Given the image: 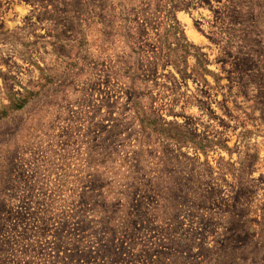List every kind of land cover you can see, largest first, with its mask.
I'll return each instance as SVG.
<instances>
[{
  "label": "rangeland",
  "instance_id": "1",
  "mask_svg": "<svg viewBox=\"0 0 264 264\" xmlns=\"http://www.w3.org/2000/svg\"><path fill=\"white\" fill-rule=\"evenodd\" d=\"M262 193L264 0H0V264H264Z\"/></svg>",
  "mask_w": 264,
  "mask_h": 264
},
{
  "label": "clouds",
  "instance_id": "2",
  "mask_svg": "<svg viewBox=\"0 0 264 264\" xmlns=\"http://www.w3.org/2000/svg\"><path fill=\"white\" fill-rule=\"evenodd\" d=\"M191 108L188 112V115H192V116H195V115H200L196 112V108H195V97H193L192 101H191ZM206 119V117L204 118ZM241 155H242V152H241ZM262 195H264V193H262Z\"/></svg>",
  "mask_w": 264,
  "mask_h": 264
}]
</instances>
